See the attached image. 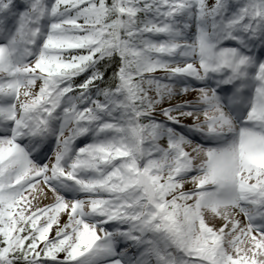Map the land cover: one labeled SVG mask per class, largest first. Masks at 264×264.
I'll use <instances>...</instances> for the list:
<instances>
[{
	"label": "snow or ice",
	"instance_id": "6c2138e0",
	"mask_svg": "<svg viewBox=\"0 0 264 264\" xmlns=\"http://www.w3.org/2000/svg\"><path fill=\"white\" fill-rule=\"evenodd\" d=\"M0 264H264V0H0Z\"/></svg>",
	"mask_w": 264,
	"mask_h": 264
}]
</instances>
